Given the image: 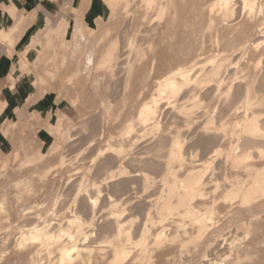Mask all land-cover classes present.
<instances>
[{
	"label": "bare ground",
	"instance_id": "obj_1",
	"mask_svg": "<svg viewBox=\"0 0 264 264\" xmlns=\"http://www.w3.org/2000/svg\"><path fill=\"white\" fill-rule=\"evenodd\" d=\"M104 1L110 9L109 18L113 20L118 14L119 5L122 6L125 13L129 10L128 5H130L129 1L131 0ZM142 2L145 3V11L137 14V18L140 17L145 20L147 12L154 9L156 12L154 16H156L158 23L164 21L166 23L165 29L168 32L171 28L181 27V24L187 21V14L181 12V8H188V15H192L190 19L193 18L196 21L205 13L209 17L207 23L209 27L214 25L212 14L219 15L222 17L224 25L220 26L221 28H214L217 43L222 47L215 54L206 57L208 64L205 66L199 65L200 59L196 58L197 55H195L187 62L178 64L162 75L161 78H158L156 92L141 101L136 112H131V115L124 119L117 134L110 133L108 135L109 139L104 148L98 146L97 156H99L98 158L102 157L98 165L102 169L107 168V172H109L106 181L101 183L102 185L105 184L107 189L106 187L101 189L100 182L99 184L91 183L89 180L92 189L93 186L96 189L93 191L95 194L97 193L96 196H91V190L89 191L87 188L89 185L86 184L85 179L88 174L85 177L82 172L83 176L80 175L81 178L73 198L74 207L77 206L79 200H85L89 204L87 217L81 216L79 208L71 209L74 211H71L73 214L70 213V216H67L63 213L64 216H61L65 217L66 215L64 219L66 226H63L59 223L60 221L51 222V219H46L47 216L45 219L42 216L44 219L42 224H33L26 230L19 229L17 237H14L15 247L19 246L18 253L19 250L21 252V249L35 248L29 253L27 264H41L42 250H45L50 264H79L84 260L90 264L93 258L102 264H140L142 263L138 260L140 256L147 255L146 253L151 251L148 247L150 246L148 245L150 244L148 238L151 236V242L156 245L154 248L157 250L161 249V245L165 241L168 246L180 243L178 253H175L176 256L174 252L173 254L176 259L180 257L184 259H180L181 261L175 259L181 264H218L219 259V264H223V262H225L224 264L236 263V260L232 261L231 258L230 261H226L230 255L240 258V261L243 257L248 256L251 260L255 257V261L262 264L264 262V247H253L254 242L249 243L250 245L234 244L233 236L223 234L224 229L220 227L223 229L222 231L218 227L215 218L223 211L224 214H227L225 211H229L230 216V211L233 210L231 208L239 205L238 209L235 207L237 209L235 212L242 218L250 217L248 224H244L245 221H242L240 225L237 224L239 228L245 230V233L247 232V235H249L248 229L250 228L248 226L252 222L255 224V221L256 223L264 221V89L257 85L259 80H261L260 82L264 81V0H208L201 4L202 8L199 7L201 6L199 5L200 0H142ZM190 23L193 21H189L188 24L192 26ZM193 25L195 26V21ZM183 29L185 28L182 27ZM186 29L188 30V28ZM64 32H62L63 35L61 34L63 36L61 42L58 40L61 48L59 49L57 42L59 51L56 49L59 53L62 50L64 52L59 59L62 63V58L67 56L66 51L69 50V44L64 40ZM174 32L175 34L179 33L178 28H175ZM9 35L10 29H0L1 40L9 37ZM171 35L173 36V34ZM260 38L261 42L258 41ZM236 39H239L240 43L234 46L237 44ZM10 40L11 36L4 43ZM127 43L128 47L135 51L134 55L138 57V63H142L145 53L140 51L139 46L133 42L132 38H128ZM225 43L230 45L232 43L233 46L229 48L230 45L227 44V48ZM260 43H263L260 46L262 49L258 50ZM75 44L76 42L73 43V46ZM7 45L12 46L11 43H7ZM251 46L255 51H253V55L257 52L253 57L256 61L255 67L262 69V72H255L251 77L249 75L251 71L248 70L245 75L232 78L228 73L231 57L235 52L248 53ZM75 47L79 46L76 45ZM116 48V40H111L96 65L113 66ZM148 49L152 50L153 44L149 45ZM247 57L252 60L250 55ZM91 58L92 55L87 58L88 63L93 62ZM249 58L247 59L248 63ZM24 62L25 64L31 63L26 58H24ZM260 63H263V66H259ZM150 65L154 67L155 59L151 60ZM53 69L56 70L57 75L60 72L59 74L64 77L63 80L67 77L70 78V76L61 74L62 69L59 68V72L56 68ZM109 70L110 72L114 71L112 68ZM51 71L53 70L51 69L50 73ZM77 71L75 70L74 73ZM46 72L49 73L46 69L44 72H40L39 76H41L40 74L48 75ZM34 74L38 75V73ZM56 74L53 75L55 77L60 76ZM44 75L43 78H47ZM134 76L135 71L129 68L124 78L125 89L131 87L135 81ZM50 77L52 75H49L45 81H49ZM145 80L144 77L142 81ZM62 82L58 86L59 93L70 95L76 104L82 103L79 100L80 93L76 91L67 92L66 88L69 85L67 83L62 85ZM143 90L144 87L138 90L137 98L142 97ZM123 103L124 106L128 104L126 101ZM194 107L203 108L202 113L200 112L201 115L197 116L198 114L194 113ZM108 115L99 126L101 133H98V136L105 132L104 128L109 119ZM118 117L120 116L118 115ZM49 126L52 125L49 124ZM92 141H95L94 138ZM142 141H144L143 145L136 149L137 144ZM198 149H200L199 156L197 155L198 152L195 155L191 154ZM64 162L65 159L62 156L56 166L58 167ZM111 167L115 170H111ZM72 179H66L67 181H64L63 185L70 183ZM157 181H160V187L157 186L158 189L156 188L157 191H155ZM137 182L141 184L139 195L134 187ZM113 186L117 190L122 189L123 192L119 198H113L116 193H114ZM104 190L111 202V207H114L108 214L106 212L107 215H103L105 212L103 213L100 209L102 207L97 209L98 198L101 197ZM234 201L238 204L235 203L232 206ZM1 208L0 206V210ZM154 212L158 222H156L155 215L152 214ZM140 213L143 214V219ZM137 214H140L138 220ZM245 215L246 217H244ZM170 217L172 220L169 221L177 223L174 224V228H171L173 229L172 232L168 233L163 221L170 219ZM42 218L40 217V220ZM186 221L190 222L189 225H187L188 222L185 224ZM173 223L171 224L173 225ZM85 226L88 227V231L84 230ZM252 227L255 228L254 225ZM55 228H58L59 231H55ZM253 228L250 230L253 231ZM254 231L251 233L255 236ZM6 235L9 234L6 233ZM63 235L68 237L67 241L62 238ZM229 237H231L230 241H228ZM223 247L228 248V250L225 249V253L229 252L228 255L224 253ZM155 249L152 248V250ZM15 251L13 249L12 252ZM54 252L57 254V260H53L52 263L51 254ZM2 253L4 255V252ZM242 254L244 256L241 257ZM1 256L0 260L2 259ZM222 256L224 257L220 258ZM147 257L150 256L147 255Z\"/></svg>",
	"mask_w": 264,
	"mask_h": 264
},
{
	"label": "rangeland",
	"instance_id": "obj_2",
	"mask_svg": "<svg viewBox=\"0 0 264 264\" xmlns=\"http://www.w3.org/2000/svg\"><path fill=\"white\" fill-rule=\"evenodd\" d=\"M131 1H129L130 5H128V11L124 13L122 6L119 5L117 9L118 14L115 16V19L110 20V9L108 7V4L104 0H65V11L69 12L71 10L74 14V20L71 23H68V21L62 19L54 28L45 32L42 36L35 38L27 48L30 49V52L29 57L25 58L28 61H31V64L21 65V69L24 72L28 73L30 79H32V83L36 87H38L37 98H41L43 94L52 92V94H54L61 101V104L64 105V109L62 111L51 113V115L48 114L46 118H42V116L37 112L31 111L29 115L24 116V120L22 121L0 123V129H2L1 132L4 136L7 137V141H9L5 149L0 150V206L2 207L0 210V255L6 256L4 258L1 256V258L3 259H1L3 262L0 260L1 264H25L26 262H28L29 253L35 249L34 247L23 250L21 249V252L19 250L18 253L17 250L19 249V244H16L18 247H15L16 241L14 237H17V232L19 231V229L26 230L33 224H42L46 216V219H51V222L57 223L60 221L59 223L63 224V226H66V224L64 225V219L66 218V215L70 216V213L74 212L72 210H75V208H79L78 210H81V216L87 217V214H89V204L85 200H79V204L77 203V206L75 205L74 207L73 198L78 187V181L81 178L80 175H82L83 173L85 177L88 174V180L87 178H84L87 181L86 184L88 183L89 185L87 188L89 189V191L91 190V196H96L97 193L95 194V191H93V189H96L94 188V186L92 189V185L90 184L92 182H96L97 184H99L100 182L101 184L106 181L105 179L109 175V172H107V168L102 169L98 165L99 160L102 158H98L99 156H97L98 146L104 148L107 144V140L109 139L108 135L110 133L117 134L121 129V125L124 119L129 117L131 115V112H136L137 106L141 101L147 99L151 94L156 92L158 78H161L162 75H164L167 71L177 66L178 64L187 62L191 57L195 55H197L196 58L200 59L199 65L205 66L208 64L206 62V57L215 54L222 47H220L217 43L214 28H219L220 26L224 25V21L219 15L212 14V18L214 21V25L212 26V28L207 25L209 17L206 16L205 13L200 17L199 20L196 21L193 18L190 19L192 15H188L189 10H187V7V9L184 8L185 10L181 8V12L186 13L188 19L185 23L181 24L182 26L180 25L181 27H175L179 30V33L177 32V34H175V28H171L170 30L168 29L170 31L168 32L165 29L166 23L164 21H162L160 24L158 23L156 16H154L156 13L154 9H150L147 12V17L145 20H142L140 17L137 18V14H141L145 11V3L142 2V0ZM204 1L208 0H200L199 5L203 4ZM199 7L202 8L203 6L201 5ZM191 20L193 21V23H190L192 24V26H189L188 24L189 21L192 22ZM194 21L195 26L193 25ZM182 27L185 29L182 30ZM186 28H188V30ZM13 31V29H10L9 37L3 38V41L0 39V42L4 43V41L10 39L11 36V42H6V44L11 43V45L13 46L15 42L12 35ZM62 32H64L65 42L69 44V50L66 51L67 56L62 58L63 63L61 62V60L59 61V59H61V54H63L64 52L63 50L60 51V53L58 52L61 48V39H63V36H61ZM171 34H173V36ZM128 38H132L133 42L139 46L140 51L145 53L142 63H138V57L134 55L135 51L128 47ZM58 40H60V42H58ZM111 40H116L117 42V48L115 52L116 57L114 58L113 66H101L100 64L96 65V62L99 61L100 56L103 54L104 50L109 45V42ZM236 40L235 42H237V44L235 45L232 41L234 46H237L240 43L239 39ZM258 41L261 42V38ZM57 42L59 43V49H57ZM75 42V46L78 45L79 47L73 46V43ZM232 43L231 45L229 43H225V46H227L228 48V45H230V48L233 46ZM151 44H153V49L149 50L148 46ZM262 44L263 43L258 44V50L262 49V47L260 48ZM253 51L254 48L253 46H251L249 48V52L246 54H243L241 52H235L233 54V56L231 57V64L228 65V73L230 76H232V78L240 75H245L248 70L249 72L251 71L249 73L251 77H253L255 72H262V69H260L259 67H255L256 61L253 57L257 54V52L253 55ZM68 52L71 56H68ZM90 55H92V63H88L87 60ZM244 55L246 57L247 55H250V57H252V60L249 57L246 58ZM248 58L250 60V64L247 61ZM152 59H155L154 67L150 65ZM263 63H260L259 66H263ZM53 68H56L57 71L59 70V68L60 70L62 69L61 74L70 76V78L66 76L67 78L65 77L66 79H64V81V77L59 74V71V73H57L60 76L55 77V75L53 74H56V70H54ZM110 68H112L114 71L110 72ZM129 68L135 71V81H133L130 88L125 89L124 78L126 75V71ZM46 69L49 71V73L46 72L48 73V75L40 74L41 76H39V73L44 72ZM51 69L54 72L51 71L50 73ZM74 69L78 71L74 73ZM64 71L66 72L65 74ZM69 71H71L72 73ZM34 73H38V75ZM43 75L47 78L49 75H52V77L48 79L52 84L49 81L46 82L45 80L47 78L44 79ZM36 77H38L37 80ZM144 77L146 78V80L142 81ZM60 79L61 81L65 82H62V85L66 83L67 85H69V87L66 88L67 92L71 91L70 93H72V91H76L80 93L79 100L82 101V103L80 102L76 104L74 100H72L73 98L70 95H62L59 93L58 86L59 83H61ZM67 79L70 80L68 81ZM236 80L237 78L235 79V81ZM38 81L40 83H37ZM260 81L261 80L258 81L257 85H260L264 89V81ZM237 84L238 83L236 82V85ZM142 87H144L142 97L137 98L136 93ZM125 97L127 99H124ZM124 101L128 103L126 106L123 105ZM107 106L109 107V109ZM106 107L107 110H105ZM30 108L36 109L37 107L32 106ZM133 108H135V110H133ZM193 109L194 113H196V115L198 114L197 116L201 115L200 112L202 113L201 110H203L202 107H194ZM109 112L111 115H108ZM107 115L109 119L107 120L104 128L105 132H102V134L100 135L101 138H99L100 136L98 135L101 133L99 126H101V124L103 123V119L106 118ZM118 115L120 117H118ZM18 117L21 116L18 115ZM49 124H51L52 126L50 127ZM71 135L72 137H69ZM93 138L95 140L94 142L92 141ZM95 138H97L98 140ZM51 143L53 145H50ZM143 143L144 141L137 144L138 146L136 147V149L141 147ZM199 151L200 149L191 154L195 155V153L198 152V155L200 153ZM62 156L64 157L65 162L62 165H58L57 167L56 164H58L57 162ZM46 169L47 171L49 169L48 173ZM111 170L115 169L111 167ZM86 171L87 173L85 174ZM69 178L73 179L70 181V183L63 185L64 181L66 182V179ZM89 180L91 183L89 182ZM111 184L112 183L110 182V185ZM104 185L105 184L100 185L102 186L101 189H105L106 186ZM159 185L160 181H157L156 187L154 189L155 191H157V186L160 187ZM209 185L211 186V184ZM134 187L136 188V191L139 192V195L141 184L137 182L136 184H134ZM209 189L211 190V187H209ZM102 192L103 193L101 197H99L97 201V209L102 207L100 209H102L103 213L105 212L103 215H107L108 212L111 211V208L114 207H111V202L105 194L106 191L104 190ZM121 192H123L122 189H115L113 198H119ZM231 200L228 202L230 203ZM236 202H238V200H236ZM236 202H232V206H234ZM78 205L82 207L80 208ZM235 207L238 209L239 205H235L234 208H231L233 209L232 211H230V216L233 215L231 216L232 218L229 216V211H225V213L227 214H224L223 211V213L219 214L220 217H218L219 215H217V218H215V220L218 227L224 229L223 231V229L220 228L224 232L223 234H226V236H233L234 244L242 243L243 245L249 243L252 244L254 242L252 244L253 247L257 246L258 248H263L264 230L262 229H264V221H260V225V222L256 223L255 221V224L254 222H252L255 228H253V225L250 223L251 225L248 226V228L250 227L248 229L249 235H247V232L245 233V230L241 227L239 228L237 224L240 225L242 221H245L244 224H248L250 222V217H246L245 215L244 217L246 218H242V216H239L235 212L237 210ZM55 210L59 213L60 216H56V214L58 213ZM63 213L66 214L65 217H61L64 216ZM141 213H143V211ZM140 214H137V220L140 218ZM152 214L155 215L154 217H156V222H158V218L155 212ZM42 216L44 219L42 218ZM40 217L42 218L41 220ZM141 218L143 219V214H141ZM169 220H172L171 217L170 219L168 218L163 221V224L167 227L165 229H168V233L172 232L171 230L173 229L171 228H174V224L177 223H173ZM217 220H220L219 223ZM187 222L188 221H186L185 224ZM171 223H173V225ZM178 223L180 222L178 221ZM189 223L190 222H188L187 225H189ZM258 226L261 227V231L260 227L258 228ZM252 228L255 230L253 231L256 237L251 233L253 232L251 231ZM71 230H74V228H71ZM84 230L88 231L89 229L85 226ZM226 230L230 232L228 233ZM55 231H59L58 228H55ZM237 232L238 235H236ZM6 233L9 234V238ZM234 233L237 237L233 235ZM231 237H229L228 241L231 240ZM247 237L249 238L247 239ZM251 237L253 240L251 239ZM62 238L66 241L68 239L66 235H63ZM150 238L152 237L149 236L148 238V241L150 243L148 244L150 245L148 247H150L151 251H148V253H146L150 257H147V255L144 254V256L142 255L138 259L139 262H144L143 264H168V262L169 264H174V262H176V264H181V262L177 261L182 257L177 259L174 258L178 253L180 243H176L177 245L174 244L172 246H168L167 242L165 241V243L161 245V249L157 250V248H154L156 247V245L151 242L152 239ZM243 241H245L246 243ZM152 248L155 250H152ZM13 249L14 251L16 249L17 252H12ZM225 249L228 250V248H224V253ZM2 252H4V255ZM173 252L174 254L177 252L175 256ZM228 253L229 252H226L225 254L228 255ZM46 255L47 254L45 253V250H42L40 255V257H42L40 258L41 264L48 263V258ZM51 255V262L53 263V260H57V254L56 252H54ZM242 256L244 255L242 254L241 257ZM223 257L224 256L220 258ZM230 258L232 261L236 260L237 264H248L250 261L251 262L249 264L254 262L257 263L255 261V257L252 258L254 262L248 256L245 258L243 257V259L241 258L240 261V258L238 259L233 255H230L226 259V261H230ZM219 260L218 264L220 262ZM81 263L87 264V261L84 260ZM94 263L102 264L100 263V261L93 258L90 264ZM224 263L225 262H223V264ZM236 263L234 262V264ZM260 263L261 262H259V264ZM48 264H50V261ZM231 264H233V262ZM262 264H264V262Z\"/></svg>",
	"mask_w": 264,
	"mask_h": 264
},
{
	"label": "crops",
	"instance_id": "obj_3",
	"mask_svg": "<svg viewBox=\"0 0 264 264\" xmlns=\"http://www.w3.org/2000/svg\"><path fill=\"white\" fill-rule=\"evenodd\" d=\"M64 1L0 0V29H13L15 40L12 47L0 42V123L22 121L31 111L46 118L64 109L52 92L37 98L38 87L21 69V65H27L24 58L29 57L30 49L27 48L35 38L54 28L62 19L68 23L74 20L72 11H65ZM32 106L37 108L31 109ZM1 130L0 150H3L9 141Z\"/></svg>",
	"mask_w": 264,
	"mask_h": 264
}]
</instances>
